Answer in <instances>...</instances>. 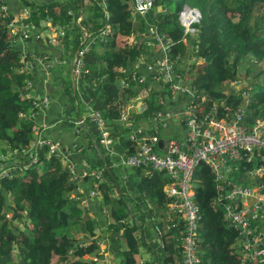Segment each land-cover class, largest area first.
I'll list each match as a JSON object with an SVG mask.
<instances>
[{"label": "trees", "instance_id": "trees-1", "mask_svg": "<svg viewBox=\"0 0 264 264\" xmlns=\"http://www.w3.org/2000/svg\"><path fill=\"white\" fill-rule=\"evenodd\" d=\"M90 2L96 19L111 29V33L102 39L104 48L109 51L103 57L109 82L102 86V107L104 119L112 122L115 128L119 127L116 120L120 105L140 90L136 83L118 90L116 79L124 77L122 71H127L128 66L132 71L140 57L154 54L143 45L147 39L146 24L149 23L154 24L169 41V62L187 86V92L179 94L177 103L194 96H205V101L198 100L197 106L202 115L215 106L217 117L229 119L239 108H244L252 121L264 119V0H155L153 16L145 20L136 18L135 25L133 0H106L103 9L96 0ZM25 5L31 8V12L23 23L33 26L34 32L40 22L49 18L61 26L70 23L64 6L34 7L28 2ZM157 6H161L160 12ZM185 6L200 13L199 22L193 26L197 34L192 47L183 42L182 27L178 23ZM11 19V16L6 20L0 17V155H9L11 159L0 162V171L8 169L11 176L0 181V264L102 262L104 255L98 246L100 240L95 230L100 220H106V217L112 221L107 226V236L120 256L117 264H140L139 241L134 234L136 227L129 224L130 214L124 198L115 197L113 183L116 178L109 159L104 155L109 172L100 159H96L97 167L90 168V171H100V195L83 207L81 203L90 190L88 186L93 184L91 178L85 175L79 181H72L61 156L48 158V146L35 145L40 138L33 131L37 123L33 102L37 96L30 92L45 82L51 65L44 69L30 55L24 54L6 28ZM63 30L62 41L70 43L72 49L79 48L82 32L78 30L76 38L71 39L69 31ZM135 32H138L137 42L121 41L120 48L115 49L117 34L129 36ZM35 38L33 35L28 40ZM23 56L25 63L31 64L30 68L21 62ZM42 60L48 62L47 57L42 56ZM149 78L144 89L153 100L158 92L148 86ZM246 81H249L248 87L242 86ZM233 83L241 85V89L232 86ZM146 105L147 114L159 109L149 100ZM120 141L126 157L134 155L136 143L123 138ZM98 146L101 147L99 142ZM33 154L37 155L35 162H32ZM141 179L139 193L145 194L144 197L156 207L166 209L168 200L162 192L166 181L157 174ZM194 185L195 201L202 213L197 244L201 264H241L237 233L225 225L222 207L214 202L216 188L207 166L198 167ZM78 186L84 194L78 199L71 198ZM105 209L106 214L103 213ZM180 231V227L174 229L177 234ZM120 232V236L114 238ZM42 235H52L61 243L42 247L37 242ZM173 235L168 232L160 239L163 247L159 257L164 264H176V261L182 264L180 244H176L177 248ZM15 250L16 256L13 254Z\"/></svg>", "mask_w": 264, "mask_h": 264}, {"label": "built area", "instance_id": "built-area-1", "mask_svg": "<svg viewBox=\"0 0 264 264\" xmlns=\"http://www.w3.org/2000/svg\"><path fill=\"white\" fill-rule=\"evenodd\" d=\"M96 1L105 8L106 0ZM154 2L155 0H133V16L146 19L154 8ZM0 14L3 20L9 15L8 8L1 2ZM199 20L200 13L187 6L183 8L178 23L182 27L184 43L196 36L197 31L193 26ZM12 23L9 22L7 27L17 42L27 40L34 33L33 27L22 21L15 23L12 32ZM105 33H109V30ZM52 43L55 44L54 39ZM143 45L146 49L160 46L164 54L150 61H144L143 57H140L139 63L133 66L130 78L126 79L124 88H130L131 84L136 83L140 86V96L154 102L159 109L152 113L150 122L153 131L140 137L142 143L136 138V134L140 136L144 132L142 129L137 128L130 133L129 140L136 143L137 150L134 155L125 158L124 164L134 169L148 166L154 172L165 174L166 184L163 193L168 200L167 214L174 219L173 221L177 219L182 224L178 237L182 264H201L197 244L202 213L196 204L194 192L195 175L200 165L207 166L213 176L216 188L214 202L222 207L225 225L237 233L238 245L242 251L240 263L264 264V119L252 121L244 108H239L229 119L217 117L215 106L210 112L202 115L195 101L200 100L202 103L206 99L205 96H196L194 100L186 101L182 108H178V112L173 111L172 107L178 104L179 94L186 93L187 86L166 57L169 52V41L164 39L155 25H148L147 39ZM90 51V43L83 44L77 49L73 58L74 77H81L87 73L85 59ZM22 58L25 60L24 56ZM43 62L38 61L40 65ZM148 76L150 77L148 86L158 92L153 100L152 95L144 89ZM234 85L236 84L233 83L232 86ZM33 105L36 111L46 109L49 100L38 98ZM133 108H135L133 103L120 108L118 120L121 126L131 129L129 115ZM89 117L91 124L99 133V144L109 151L113 139L106 129L102 113L92 110ZM168 120H174L178 125V133L174 137L168 136L164 139L160 134L168 129ZM33 131L36 133L35 127ZM160 140H163L161 149L158 146ZM35 145L48 146V158L53 155L62 156L58 147L47 140L38 138ZM8 157L9 155H0V162L7 160ZM35 161L37 155L33 154L32 162ZM66 167L72 175V181L80 180L85 175L96 181L100 179V173L80 175L73 167L69 165ZM10 177L8 169L0 171V181ZM82 194L83 189L78 186L71 198L78 199ZM97 197L99 191L90 190L82 200V205H86L87 198ZM172 227L178 226L172 224ZM101 252L105 254L103 250Z\"/></svg>", "mask_w": 264, "mask_h": 264}, {"label": "crops", "instance_id": "crops-1", "mask_svg": "<svg viewBox=\"0 0 264 264\" xmlns=\"http://www.w3.org/2000/svg\"><path fill=\"white\" fill-rule=\"evenodd\" d=\"M0 2L8 8L11 15L15 17L19 16V20L22 19V22L28 17V10L31 12V8H28L25 5L26 2L34 5V7L45 5L64 6V10L68 11L67 15L70 16V23L68 25L61 26L58 25V23L54 24L52 19L49 18L47 21L40 22V26L36 29L38 33H32L31 37L36 35L35 39H27L24 41L19 40L18 42L19 47L22 48L24 54L30 55L32 59L37 62L42 60V56L47 57V64L51 65L50 72H47L49 73L47 80H45L42 85H38L36 90L34 89L36 96L40 99L45 96L50 102L48 108L39 111L37 110V113L35 114V117L37 118V123L35 125L36 133L41 139L45 138L48 142L58 147L62 154L61 158L63 159L62 164L64 166L69 165L80 174L100 172L99 170L90 171L91 167L98 166L96 159H100L99 155L102 156V159L100 160L104 163V168L105 165L108 167V164L105 161V156L109 159L116 178V181L113 183V188H115L120 195L115 197H126V203H128L130 214L129 224L135 225L136 227L134 234L139 241L138 257L140 264H164L159 257L163 247L162 243H160V239L168 232H172L174 233L173 236L175 237L174 241L176 245L179 242V233L177 234L174 232L175 228L172 227V224L177 225L181 230V221L177 219L173 221L174 219L172 220V217L167 214L165 207L163 209L156 207V204H153L148 198L144 197L145 194L143 195L139 193L138 189L142 176H151L152 174L160 176L163 174L152 171L148 166L136 169L126 166L124 164L126 158L125 150L120 141V138H123L124 140L129 139L130 133L137 128L144 131L140 134V137L149 135L153 131V125L145 111L147 108V99L142 98L139 94L140 92L137 91L138 93L130 95L129 98L124 100V103L120 105V108L122 106H130L132 103L135 105V108L130 110L129 123L132 127L131 129L126 128L129 131L127 137L122 135L123 126L120 125L118 118L116 120L119 125L118 128H115L112 122L105 119L106 129L113 139L109 151L103 146H101L102 148H99V133L90 122L89 114L92 110H97L104 116L102 107V86L109 82V77L105 73L106 67L103 62V57L105 53L109 51L104 48L105 41L102 44V39L111 33L110 26L108 24L103 26L104 23L102 24L100 20L96 19L95 13L93 12V3H91L90 0H0ZM103 8L104 7L102 6V9ZM152 11L149 14L151 17L153 16ZM105 16L108 18L107 15ZM132 17L134 19L133 25H135V23L137 24L138 20L136 18L138 17ZM146 25L148 26V24ZM47 27L49 28L48 33L46 31ZM63 29L69 31L71 39L76 38L78 30L82 32V40L79 48L83 44H91V51L85 59L87 73L81 77H73V58L78 48L72 49L70 43L62 41L65 32ZM108 30L109 33H105ZM41 32L43 33V37ZM102 32L104 35H102ZM40 35L41 38H39ZM48 37L51 38V43H49L50 39ZM53 39L55 40V44L52 43ZM138 40V32L132 33L129 36L117 34L115 49L120 48L121 41L135 43ZM148 51L153 52L154 54L144 56V61H150L164 54L160 46L149 48ZM138 63L139 60H137L134 65ZM129 69H127V71H122L124 77L122 79L119 78L121 86L118 90L123 89L126 79L130 78L131 71H129ZM195 97L196 96L183 100L176 104V106H173L172 110L178 112L186 101L194 100ZM195 103L199 102L195 101ZM138 108L139 111L137 110ZM168 122V129L162 131V134L167 137H174L178 133V125L174 123V120H168ZM94 143H96L97 146H95ZM97 149H99V151H97ZM108 170L110 171L109 167ZM143 170H145V172ZM88 177L90 178V176ZM161 178L166 181V178L163 176ZM91 180L93 183L92 187L90 185L88 188H90V190H98L100 179L99 181L94 179ZM165 184L166 183H164V185ZM164 185L162 187V192ZM87 204L88 202L86 201V205L83 207H87ZM106 212L103 213L106 214ZM110 223H112V221H110L109 217H106V220H100V242H107V240L110 242V239H108L107 236V226ZM120 234L121 232L115 234L114 238H117ZM176 247L178 248V245H176ZM109 248L110 250L107 249L109 255L106 258L109 263L104 261L105 254H103L104 259L101 264L118 263L120 256L119 254H116L111 242ZM141 248L146 250L145 254L144 250ZM111 250L114 252L112 253ZM179 256L182 257V253H179ZM176 264H178V261H176Z\"/></svg>", "mask_w": 264, "mask_h": 264}, {"label": "rangeland", "instance_id": "rangeland-1", "mask_svg": "<svg viewBox=\"0 0 264 264\" xmlns=\"http://www.w3.org/2000/svg\"><path fill=\"white\" fill-rule=\"evenodd\" d=\"M168 8H169V5H168ZM170 8H173V5H171V7ZM170 10V9H169ZM192 10H194V9H192ZM30 13V11L28 10V12H27V14H29ZM2 14V13H1ZM0 14V15H1ZM12 17V19L9 21V22H13L12 23V25L11 26H13L12 27V32H14V26H15V23H19V21H22V19H20L19 20V16H17V17H15V16H13V15H11L10 13H9V15H8V18L9 17ZM28 16V15H27ZM7 18V19H8ZM8 22V23H9ZM8 23H7V25H8ZM148 25H154V24H151V23H149ZM31 27H33V26H31ZM7 29H8V27H6ZM8 31H9V29H8ZM47 33L49 32V28L47 27ZM35 33H38L37 31H35ZM44 33H46V32H44ZM9 34H10V37L11 38H13L12 36H11V33H10V31H9ZM41 35H42V37H43V33L41 32ZM41 35H40V37L39 38H41ZM49 39H50V41H51V38L50 37H48ZM193 39V38H192ZM15 40H17V39H15L14 38V41ZM187 42H188V40L186 41V45H187ZM51 43V42H50ZM25 57V56H24ZM21 62L25 65V66H28L29 68H30V65L31 64H28V63H25V60L23 59V58H21ZM200 63H201V60L199 61ZM33 64V63H32ZM37 65L38 64H40V63H36ZM41 67H43L44 69H47L48 67H49V64H47V63H45V62H43L41 65H40ZM39 66V67H40ZM40 67V68H41ZM48 74L49 73H47L46 72V80H47V78H48ZM249 84V81H246L244 84H242V86H244V87H248V84ZM231 85H233V84H231ZM237 89H241V85H239V84H236V85H234ZM225 91H227V89L225 90ZM31 92H34V90H32ZM30 92V93H31ZM37 98H39L38 96H37ZM44 99H48L47 97H45L44 96ZM49 100V99H48ZM247 99H245V102H247L246 101ZM49 105H50V102H49ZM48 108V107H47ZM147 117H149V119H151V114L150 113H148L147 114ZM122 135H124L125 137H127L128 135H129V131H128V129H126V128H124V127H122ZM160 137L161 138H166L167 136H165L164 134H160ZM10 158L8 157V159L7 160H9ZM11 160V159H10ZM116 194H117V196H118V193H117V190H116ZM98 198V197H97ZM93 200V199H92ZM124 201H125V203H126V197L124 198ZM93 202V201H92ZM84 206V205H83ZM126 207H127V209H128V203H126ZM107 210L105 209L103 212H106ZM10 217V216H9ZM91 217H93L92 215H91ZM94 218V217H93ZM19 226L20 227H22V224H19ZM95 233H96V236H97V239H99L100 240V238H99V227H97L96 228V230H95ZM102 241V240H101ZM38 245H40V246H42V247H44V246H47L48 244H54V245H58L59 243H61V241L59 240V239H57V238H55L54 236H52V235H42V236H40V238L38 239ZM109 245H110V242H108V240H107V242L105 241V242H99L98 241V246H100V248H101V250H103V252H105V259H104V261L105 262H108L109 263V261H107L106 260V258H107V256L109 255V252H108V248H109ZM142 250H144V254H145V252H146V250L145 249H143V248H141ZM140 249V250H141ZM143 252V251H142ZM242 251H241V249L240 248H238V254H240ZM13 254L16 256L17 255V252H16V250L13 252ZM161 254V253H160ZM97 264H101V262H98Z\"/></svg>", "mask_w": 264, "mask_h": 264}, {"label": "water", "instance_id": "water-1", "mask_svg": "<svg viewBox=\"0 0 264 264\" xmlns=\"http://www.w3.org/2000/svg\"><path fill=\"white\" fill-rule=\"evenodd\" d=\"M157 10L160 12V11H161V6H157ZM194 11H196L197 13H199V11H198L197 9H194ZM85 39H86V38H85ZM164 42H165V41H164ZM194 44H195V40H194V39H189L188 42H187V46H189V47H192ZM194 50H195V49H193V51H194ZM166 57L168 58L169 56H166ZM188 60L191 61V56L188 57ZM206 61H208V59H207ZM127 69H129V66L127 67ZM73 77H74V76H73ZM74 79H75V78H74ZM115 86H116L117 89L120 88V86H121V81H120L119 78H117L116 83H115ZM30 94H31L32 96H35V93H34V92H31ZM143 107H145V106H143ZM137 110L139 111V108H138ZM136 138L139 140V143H142V142H143V141L140 139V136H139L138 134H136ZM146 142H147V141H146ZM94 145L97 146L96 143H94ZM162 145H163V140H160L159 143H158V146H159L160 149L162 148ZM97 151H99V149H97ZM99 157H100V159H102V156H101V155H99ZM105 168H106V171L109 172L108 167H107L106 165H105ZM142 168H143V167H142ZM143 171L145 172V170H143ZM160 176H161V177L163 176L164 178H166L165 174L160 175ZM92 201H93L92 199H91V200H88V204H90ZM157 264H158V263H157Z\"/></svg>", "mask_w": 264, "mask_h": 264}, {"label": "clouds", "instance_id": "clouds-1", "mask_svg": "<svg viewBox=\"0 0 264 264\" xmlns=\"http://www.w3.org/2000/svg\"><path fill=\"white\" fill-rule=\"evenodd\" d=\"M192 39V38H191Z\"/></svg>", "mask_w": 264, "mask_h": 264}]
</instances>
